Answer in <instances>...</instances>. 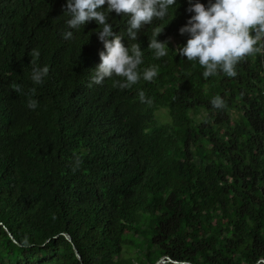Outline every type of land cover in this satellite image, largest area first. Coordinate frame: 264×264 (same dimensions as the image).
Listing matches in <instances>:
<instances>
[{
    "label": "trees",
    "instance_id": "16d2710c",
    "mask_svg": "<svg viewBox=\"0 0 264 264\" xmlns=\"http://www.w3.org/2000/svg\"><path fill=\"white\" fill-rule=\"evenodd\" d=\"M66 4L0 0V264H154L161 256L177 262L160 264H263L262 54L240 61L235 77L205 78L198 61L177 52L190 38L179 33L195 14L188 0L142 27L137 41L127 35L130 17L113 11L108 22L122 43L141 46L139 70L156 65L158 75L124 90L115 75L89 88L104 51L100 25L69 28ZM156 28L169 48L159 59L148 49ZM33 49L36 66L49 67L39 85L30 79ZM216 96L222 109L211 104Z\"/></svg>",
    "mask_w": 264,
    "mask_h": 264
},
{
    "label": "clouds",
    "instance_id": "9594fccd",
    "mask_svg": "<svg viewBox=\"0 0 264 264\" xmlns=\"http://www.w3.org/2000/svg\"><path fill=\"white\" fill-rule=\"evenodd\" d=\"M188 2L190 6L187 11L195 14L179 29V33L188 34L190 38L177 52L188 61H198L205 69L202 73L205 78L216 76L219 72L235 77L236 65L245 57L264 54V0H209L207 7L199 2L193 4L192 0ZM105 4L106 11L103 10ZM175 4L176 0H67L65 12L71 16L67 21L69 28L79 30L91 20L100 25L97 34L104 51L99 52L101 62L95 68L87 87L100 85L106 78L114 75L124 78L114 84L121 90L131 88L141 78L153 82L158 75V66L152 65L142 72L139 70L143 63L140 44L136 42L126 47L122 43L123 36L115 33L108 22V14L114 11L117 15H128V38L137 41L142 27L150 25L154 19L163 20L168 15L169 7ZM162 31L161 28L154 29L153 38L148 45L156 59L168 55L167 41L157 40ZM63 38L71 40L73 32H65ZM30 55V63L33 65L30 79L36 85L42 84L49 74V67L36 66L40 57L38 49H33ZM13 89L21 92L19 85H14ZM30 92L35 95L36 89L32 88ZM139 98L141 102H145L142 90ZM211 104L216 109H222L225 101L216 96ZM37 106L36 100H28L30 109L34 110ZM80 163L81 160L77 157L75 166L78 168Z\"/></svg>",
    "mask_w": 264,
    "mask_h": 264
},
{
    "label": "water",
    "instance_id": "95a60500",
    "mask_svg": "<svg viewBox=\"0 0 264 264\" xmlns=\"http://www.w3.org/2000/svg\"><path fill=\"white\" fill-rule=\"evenodd\" d=\"M9 232V234L12 236V233L10 232V231H8ZM64 235L69 239V240H71V236L69 235V233H67V232H64ZM72 248H73V252H74V254H75V256H76V258H80V255H79V253L77 252V250H76V248H75V246L74 245H72ZM164 258H166V261H171L172 263L173 262H177L176 260H170L168 257H166V256H161V257H159L155 262H154V264H160V263H162V262H164L165 261V259ZM178 262H180V263H182V262H185L186 264H192L191 262H189V261H182V260H180V261H178ZM262 263L264 264V259L262 260ZM254 264V263H253Z\"/></svg>",
    "mask_w": 264,
    "mask_h": 264
},
{
    "label": "rangeland",
    "instance_id": "374dc122",
    "mask_svg": "<svg viewBox=\"0 0 264 264\" xmlns=\"http://www.w3.org/2000/svg\"><path fill=\"white\" fill-rule=\"evenodd\" d=\"M156 114L157 116L159 117V119L161 121H164V120H167L168 119V115H166V111L163 109V108H159L157 111H156ZM169 120V119H168ZM164 257V256H163ZM165 259V262H166V258Z\"/></svg>",
    "mask_w": 264,
    "mask_h": 264
},
{
    "label": "built area",
    "instance_id": "2783aa9c",
    "mask_svg": "<svg viewBox=\"0 0 264 264\" xmlns=\"http://www.w3.org/2000/svg\"><path fill=\"white\" fill-rule=\"evenodd\" d=\"M262 61H263V64H264V54H262ZM263 67H264V65H263Z\"/></svg>",
    "mask_w": 264,
    "mask_h": 264
}]
</instances>
